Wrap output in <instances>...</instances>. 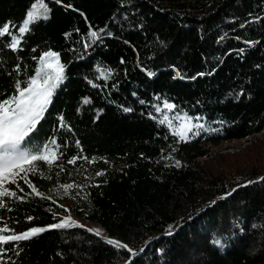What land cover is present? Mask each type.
<instances>
[{
	"label": "trees",
	"instance_id": "1",
	"mask_svg": "<svg viewBox=\"0 0 264 264\" xmlns=\"http://www.w3.org/2000/svg\"><path fill=\"white\" fill-rule=\"evenodd\" d=\"M33 2L0 0V26L19 27ZM45 3L49 19L30 25L18 50L0 38V99L17 80L23 86L44 52L59 54L65 79L28 144L34 150L55 138L59 159L36 162L26 177L42 196L24 179L6 185L16 196L0 198V227L21 234L65 216L84 227L0 245V264L129 261L83 220L135 250L132 264H264V146L250 147L253 165L230 156L234 165L215 170L198 161L264 131V0ZM92 31L102 39L93 42ZM165 101L172 112L201 117L204 131L173 136L159 123ZM73 157L87 160L69 164ZM66 184L74 187L66 192Z\"/></svg>",
	"mask_w": 264,
	"mask_h": 264
},
{
	"label": "snow or ice",
	"instance_id": "2",
	"mask_svg": "<svg viewBox=\"0 0 264 264\" xmlns=\"http://www.w3.org/2000/svg\"><path fill=\"white\" fill-rule=\"evenodd\" d=\"M56 2L60 3L61 0H56ZM50 11L45 0H35V2L30 5L29 10L26 12V18L19 27L11 24V22H6L4 25L0 26V38L7 36L9 38L7 46L13 51L18 50L25 33L30 30V25L49 19ZM11 29L16 30L12 31ZM101 32H103V30H101ZM89 37L93 42L102 39L95 31L90 32ZM246 43L251 46L253 42L247 41ZM85 47H88V44H85ZM239 51L242 54L244 49H240ZM38 63L39 66L35 69L34 74L26 81H23V86L22 82L17 80L14 84V94L8 98L0 99V198L15 197L16 192L9 190L6 185L17 184V178L24 179L26 183H29L26 177L29 172L35 171L36 162L43 161L51 166L53 162L59 159V145H57L55 138L37 149L33 150L28 148L32 134L36 131L38 124L43 118L56 89L65 79L64 65L61 64L58 53L53 51L44 52L38 58ZM17 70H19V65H17ZM110 75V71L101 73V76L105 78ZM177 75H179V73H177ZM88 102L87 99L84 100V103ZM174 108L175 105L165 101L163 109L157 108V111L162 112L166 109L168 112H172ZM124 111H131V109L125 108ZM62 119L61 117V121ZM200 120L201 117L199 116L189 117L187 114H177L170 118L165 114L163 118L159 120V123L161 125L166 124L167 127L171 129L172 135L178 137L180 141H186L190 136L195 137L204 131L205 125L200 123ZM174 121H176V123H174ZM63 126L64 125L61 123V127ZM76 143L79 144V141ZM81 158L87 160V157H73L68 160V163L75 164L77 159ZM93 162L94 161H89V163ZM175 163L176 166L180 165L179 161ZM21 173L24 175L21 176ZM102 174L103 173L100 172L97 173L98 176ZM57 175H59V173H57ZM29 186L32 187L36 195L42 196V193H39L30 183ZM61 187L67 192L69 189L73 188L74 185L66 184L61 185ZM76 187L80 186L76 185ZM227 195H231V193ZM5 207L6 204L0 200V208ZM28 219L32 218L29 217ZM74 226L84 227L83 225L76 224L70 219H65L47 228L33 227L21 234L5 235L3 233L11 231L7 225H5L0 227V245L29 240L50 229L71 228ZM86 230L105 239V242L109 245L127 250L130 257L126 264H132V258L137 255L135 250L120 241L103 237L99 229ZM168 234L171 235V231H169ZM212 243L221 249L226 247V243L223 239H215ZM143 250L144 249H140L139 251L142 252ZM0 259H2V253H0Z\"/></svg>",
	"mask_w": 264,
	"mask_h": 264
},
{
	"label": "rangeland",
	"instance_id": "3",
	"mask_svg": "<svg viewBox=\"0 0 264 264\" xmlns=\"http://www.w3.org/2000/svg\"><path fill=\"white\" fill-rule=\"evenodd\" d=\"M154 75H155V73H154ZM161 109H163V106H161ZM162 112L164 113V115L167 114L170 118L179 114V113H175V112H168L166 109H164ZM181 115H183V114H181ZM189 117H191V116H189ZM199 122L205 124V122L203 120H200ZM174 123H176V121H174ZM261 146H264V131L261 133L255 134L251 137H248L246 139H236V140H231V141H225L220 146L215 147L213 149L214 150L213 156L202 157L198 161H200L201 164H204L205 167H207L208 165H210V166L212 165L213 169H215V167L218 169H221V166L227 167L228 165H234L233 161H236V162H239V161L250 162V161H252V162H250V164L253 165L254 164L253 160L255 159L254 158L255 156L253 157V155L251 153L253 150H251V148L259 150V148ZM262 151H264V148H262ZM230 156L233 157L235 160L230 162V160H228V159H230ZM262 158L264 159V157H262ZM260 159L261 158H259V160ZM246 165L244 167H247ZM65 219H70V218L65 216L63 218V220H65ZM82 222H83V224H85L86 226H88L91 229L101 230L102 235L105 234L104 230L99 225H96L92 222H88L85 220H83Z\"/></svg>",
	"mask_w": 264,
	"mask_h": 264
},
{
	"label": "water",
	"instance_id": "4",
	"mask_svg": "<svg viewBox=\"0 0 264 264\" xmlns=\"http://www.w3.org/2000/svg\"><path fill=\"white\" fill-rule=\"evenodd\" d=\"M156 74V73H155Z\"/></svg>",
	"mask_w": 264,
	"mask_h": 264
}]
</instances>
